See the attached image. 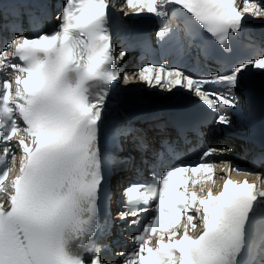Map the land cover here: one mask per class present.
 <instances>
[{
  "label": "snow or ice",
  "instance_id": "1",
  "mask_svg": "<svg viewBox=\"0 0 264 264\" xmlns=\"http://www.w3.org/2000/svg\"><path fill=\"white\" fill-rule=\"evenodd\" d=\"M242 4V6H241ZM124 18L155 16L166 54L174 46L168 20L180 15L193 40L230 51V38L246 20L264 17V0H64L53 32L15 35L0 47V264H104L95 238L102 230L101 190L113 170L100 137L106 101L121 80L111 9ZM3 11L0 0V13ZM175 43H179L178 38ZM264 70V53L206 76H193L167 61L147 64L125 82L183 90L230 126L225 109L239 105L241 76ZM251 87L252 85H248ZM131 129L114 127L113 136ZM137 148L146 150L142 138ZM176 163L155 184L130 182L123 189L121 221L132 227L149 213L123 264H264V174L256 182L233 180L254 173L209 157ZM223 173L218 186L216 169ZM205 184L207 186H205ZM191 189V190H190Z\"/></svg>",
  "mask_w": 264,
  "mask_h": 264
},
{
  "label": "bare ground",
  "instance_id": "2",
  "mask_svg": "<svg viewBox=\"0 0 264 264\" xmlns=\"http://www.w3.org/2000/svg\"><path fill=\"white\" fill-rule=\"evenodd\" d=\"M221 148V147H220ZM220 148H218V149H220Z\"/></svg>",
  "mask_w": 264,
  "mask_h": 264
}]
</instances>
